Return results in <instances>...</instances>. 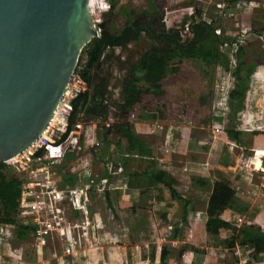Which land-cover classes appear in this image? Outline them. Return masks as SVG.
Segmentation results:
<instances>
[{"label": "rangeland", "instance_id": "obj_1", "mask_svg": "<svg viewBox=\"0 0 264 264\" xmlns=\"http://www.w3.org/2000/svg\"><path fill=\"white\" fill-rule=\"evenodd\" d=\"M151 1L91 0V12L97 23L104 24L100 33L106 31L113 36L120 35L136 21L150 17L158 19L164 27H177L186 12L189 22L206 20L216 27L233 63L236 61L235 39H244L245 46L252 44L256 49L264 46H259L258 38L253 34V29L264 26V0H238L235 3L227 0H161L165 5L153 15ZM124 9L128 11L125 13ZM262 38L264 42V35ZM156 44L164 45L166 41L161 43L146 32L131 34L108 48L109 56L90 69V85L81 76H75L68 90L71 99L85 91L91 97L100 78L108 81L105 96L96 104L91 100L85 105L80 104L75 119L77 129L71 136L85 140L80 152L83 157L91 156L86 130L89 129L94 140L102 141L101 158L93 164L94 171L88 175L99 180L101 189L83 193L84 203L77 211L82 212L81 219L75 220L69 213L61 216L59 226L64 230L54 233L45 246L37 245L32 232L24 241L16 231L5 232V237L0 239V264H162L163 249L169 250L166 264H209L207 258L215 260L213 256L219 258L216 259L219 264H264V253L255 256L253 247L241 245L239 234L233 236L232 232L223 231L218 247L208 245L205 235L206 206L217 180L229 183L236 190V197L223 216L239 228L255 225L264 230V64L258 65L254 74L261 81L263 104L258 109L249 102L241 116L243 146L247 149L244 151L222 130L221 119L226 112L228 88L235 81L233 75L214 62L197 58L173 60L167 66L162 82L164 93L146 95L133 107L128 120L136 134L151 137L154 158L180 178L175 187L185 200H174L167 186L157 184L147 189L146 206L138 205L134 193L130 203H125L121 190L113 194V204L108 205L105 191L110 186L111 165L103 163L104 156L114 164L124 160L122 169L117 170V176H128L124 187L135 180L130 177L131 170L144 171L153 166L150 158L139 154L127 159L116 154L118 136L107 135V131L118 121L115 103L122 100L123 81L129 67ZM254 53L252 50L249 56ZM85 64L84 57L79 68L84 69ZM173 136L174 139L177 137L174 149L179 151L176 153L168 151L172 150ZM95 159L94 156L93 162ZM6 175L11 178L19 176L20 172L13 168ZM149 184L150 181L143 182L144 186ZM185 203L188 206L186 217L182 215L184 210L178 213L176 209H181ZM73 227L75 230L71 233ZM232 239L236 244L230 247L228 240Z\"/></svg>", "mask_w": 264, "mask_h": 264}, {"label": "trees", "instance_id": "obj_2", "mask_svg": "<svg viewBox=\"0 0 264 264\" xmlns=\"http://www.w3.org/2000/svg\"><path fill=\"white\" fill-rule=\"evenodd\" d=\"M227 1L235 3L238 0ZM151 2L154 8L151 12L152 15L161 10L165 5V2H161V0H152ZM127 9H124L125 13L128 11ZM145 11L147 12V10ZM188 19L189 16L184 12L179 26L171 25L164 27V32L169 37L167 43L163 46L161 44L151 46L139 57L137 62L129 67L123 81L122 100L115 103L119 112L118 121L109 126L107 131V135L108 133H114L118 136L120 154L125 158L135 156L136 154L149 157L153 163L152 168L145 173L138 174V176L144 175L150 183L167 186L171 196L177 200H185L175 188L178 181L171 173L157 167L150 147L151 137L137 135L132 129L131 122L128 120L133 107L140 103L146 95L154 94L160 96L164 93L162 82L167 73V66L175 59L197 58L205 62H214L221 65L233 75L235 81L227 91L226 112L225 116L221 119L222 130L229 140L243 147L244 151L247 149L243 146L242 112L249 107V102L258 109L263 104V94L260 88L261 81L255 78L254 74L255 68L258 65L264 64V46H262L264 44L262 38L264 26L260 29H253V34L258 38L259 46L263 48H253L252 44L245 46L244 39L234 40L236 61L233 63L229 53L223 48L226 43L223 41L221 35L217 33L215 26L206 20L189 22ZM101 36L103 40L94 39L84 48L75 72V76H81L89 85L91 84L89 77L90 69L99 65L103 57L109 56L107 54L108 48H112L124 40L123 38L109 35L106 31L101 32ZM137 39L138 37H135V40ZM252 50L255 53L249 56ZM84 57L86 58V64L85 68L81 69L79 66H81ZM107 86V79L100 78L94 87L92 98L88 91L81 92L73 98V108L70 114L68 131L55 144L61 145L73 135L76 124L75 119L80 104H87L90 98L96 104L99 99L105 96ZM106 142L109 141L107 140ZM101 145L102 141H98V145L91 148L96 158L95 162L101 158V153H99ZM12 170L10 165L0 161V204L2 207L0 213V239L5 237V232L7 231H16L20 239L24 241L35 228L29 225L18 226L16 223L15 215L19 205L18 200L21 195L22 181L18 176L7 177L6 173ZM136 175L132 174L133 177ZM74 180L75 176L69 182L74 183ZM88 181L90 189H97L96 179L90 177ZM105 194L108 205L111 206L112 202L109 191L106 190ZM235 197L236 190L229 183L222 180H217L214 183L206 208L207 220L205 231L207 232V243L208 245L213 244L218 247L222 241L223 231L228 230L233 233V236L239 234L242 237L241 245L253 247L255 256H258L264 253V230L260 226L256 227L255 225L239 228L231 220L223 216L224 211L234 201ZM184 212L186 217L187 206L184 208ZM76 213L75 216L79 217L80 214ZM235 244L234 239L228 240L230 247H233ZM168 254L169 250L163 249L161 253L162 264H166Z\"/></svg>", "mask_w": 264, "mask_h": 264}, {"label": "water", "instance_id": "obj_3", "mask_svg": "<svg viewBox=\"0 0 264 264\" xmlns=\"http://www.w3.org/2000/svg\"><path fill=\"white\" fill-rule=\"evenodd\" d=\"M103 27L91 0H0V161L46 130Z\"/></svg>", "mask_w": 264, "mask_h": 264}, {"label": "built area", "instance_id": "obj_4", "mask_svg": "<svg viewBox=\"0 0 264 264\" xmlns=\"http://www.w3.org/2000/svg\"><path fill=\"white\" fill-rule=\"evenodd\" d=\"M75 80V75L72 81ZM71 81V82H72ZM58 106L52 120L42 135L26 150L5 161L6 164L16 168L20 175L21 195L15 215L18 226L29 225L35 229L32 231L34 241L40 247L47 244V240L54 233L62 232L61 216L81 210L84 203L83 193L90 191V184L63 185V174L66 172L80 173L88 171L91 174V166L94 154L90 151V159L80 154L83 148L80 139L75 135L61 145L55 144L67 133L70 114L73 108L72 99L68 98V90ZM82 131V126H79ZM76 126L74 132L76 131ZM86 130L85 136L89 145H98V140ZM91 150V149H90ZM73 155L67 166H64L69 154ZM105 164H110V173L122 169L121 162L114 164L109 157L104 158ZM69 165V168H68ZM86 203V201H85ZM80 212V211H79ZM66 214V216H67ZM83 226V230H84ZM82 229V226H81ZM79 229V230H81ZM75 227L71 229V233ZM84 233V232H82ZM82 235V234H81Z\"/></svg>", "mask_w": 264, "mask_h": 264}, {"label": "crops", "instance_id": "obj_5", "mask_svg": "<svg viewBox=\"0 0 264 264\" xmlns=\"http://www.w3.org/2000/svg\"><path fill=\"white\" fill-rule=\"evenodd\" d=\"M92 98V97H91ZM91 98L89 99V100H91ZM91 103H92V100H91ZM138 135V134H137ZM140 136V135H139ZM177 139V137H175V139H174V136H173V141H171L170 143L172 144V150H168V151H171V152H173V153H176L177 151H179V150H177V148L176 149H174L175 148V145H177V143L174 145V140H176ZM118 141H119V138H118ZM80 142H81V145H82V147L84 146V142H85V140L83 139V141L82 140H80ZM152 143V142H151ZM150 147H151V150H152V145H150ZM181 147H183V146H181ZM185 148V147H184ZM114 152H116V154L117 153H119L120 154V147L118 146V142H117V145H116V147H115V150H114ZM182 152L183 153H185V150H182ZM118 154V155H119ZM137 155V154H136ZM136 155H135V157H136ZM141 156V155H140ZM152 156L154 157V154H153V151H152ZM72 157H73V155H69L68 157H67V159H66V161H67V163L64 165V166H67V164H68V162H70L71 160H73L72 159ZM131 157H133V156H131ZM105 158V156L101 159L102 161H103V159ZM128 158H130V157H128ZM149 158V157H148ZM87 159L89 160L90 159V157H87ZM127 159V158H126ZM156 160V159H155ZM121 162V164H122V166L124 165V160H122V161H120ZM95 163V161L94 162H92V166H91V171H94L93 170V167H94V164ZM103 163H104V161H103ZM159 163H160V161H159ZM158 163V161L156 160V165H157V167L159 168V169H161V170H165V171H168L169 173H171L175 178H176V180L177 181H179V177L178 176H176L175 175V172H173L170 168H164L163 167V165H162V163L161 164H159ZM205 166V165H204ZM68 168H69V165H68ZM147 170H144V171H141V170H139V169H135V170H131V172H130V177H133L132 176V174H137L136 176H135V180H134V182H133V180L132 181H130L129 183H130V186L128 185L127 187H124V181H125V178L126 177H128L126 174H121V176L119 177V176H117V174H118V172L117 171H114V172H111L109 175H110V178L109 179H111L110 180V186L108 187V190L107 191H109V193H110V199H111V202L113 201V198H112V196H113V194L115 193V192H118V190L120 191L121 190V194L123 195V197H122V199L125 201V203H130V199L132 198V193H134V194H136L137 196H135L136 197V199H137V203H138V205L139 206H141V207H143V206H146L147 204H148V200H149V198H148V190L147 189H149L150 187H153L154 185H157V184H153V183H150L148 186H144L143 185V182L145 181V180H147L145 177H144V175H142V176H138V174H142V173H145ZM88 175H90L89 174V172L88 171H81L80 173H71V172H66V173H64L62 176H63V185H72V186H74V185H85V184H88L89 183V178H90V176H88ZM75 176V180H74V183H71V182H69L70 181V179L72 178V177H74ZM95 179V178H94ZM96 182H97V189H95V190H92V189H90V191H93V192H97V191H99L101 188H100V183H99V180H97L96 179ZM178 184V183H177ZM159 185H162V184H159ZM162 187V186H161ZM176 188V187H175ZM177 189V188H176ZM177 191L178 192H180L178 189H177ZM169 192H170V190H169ZM171 194V193H170ZM106 196V195H105ZM173 198V197H172ZM174 199V198H173ZM107 200V199H106ZM174 200H177V199H174ZM134 203V202H133ZM112 204H113V202H112ZM114 206V205H113ZM186 207V203L184 204V206L181 208V209H179V208H176L177 209V211H178V213H180V210H184V208ZM206 208H207V206H206ZM82 213V212H81ZM81 213H80V216H81ZM75 214H77L76 212L75 213H73V217L75 218V220L76 219H78V220H80L81 219V217L79 218V217H76L75 216ZM183 216H185V212H183V214H182ZM186 216H188V206H187V215ZM205 235H206V237H207V232L205 231ZM207 256H210L211 257V255L210 254H208ZM214 258H215V260H211V259H209L208 260V258H207V261H208V263L209 264H219V262L216 260V259H219V258H216L215 256H213ZM206 264V263H205Z\"/></svg>", "mask_w": 264, "mask_h": 264}, {"label": "flooded vegetation", "instance_id": "obj_6", "mask_svg": "<svg viewBox=\"0 0 264 264\" xmlns=\"http://www.w3.org/2000/svg\"><path fill=\"white\" fill-rule=\"evenodd\" d=\"M140 32H146L149 35L152 34L159 42L161 41V43L163 40L167 43V40L169 39L167 33L164 32V24L158 22V19L151 17L141 22L136 21L135 25L127 26L117 37L126 39L131 34H137ZM161 46H163V44H161Z\"/></svg>", "mask_w": 264, "mask_h": 264}]
</instances>
